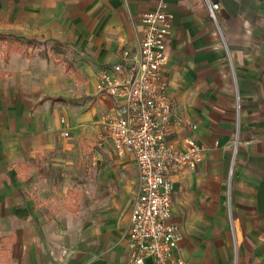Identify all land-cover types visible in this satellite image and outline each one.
<instances>
[{"label": "crops", "instance_id": "obj_1", "mask_svg": "<svg viewBox=\"0 0 264 264\" xmlns=\"http://www.w3.org/2000/svg\"><path fill=\"white\" fill-rule=\"evenodd\" d=\"M160 1L0 0V264L125 263L139 173L133 154L100 140L114 104L97 83L121 50L138 51L142 15ZM166 1L167 93L194 125H175L173 138L203 147L197 170L173 177L175 254L264 264V0H219L217 22L205 0ZM96 146L107 150L83 206L70 174Z\"/></svg>", "mask_w": 264, "mask_h": 264}, {"label": "built area", "instance_id": "obj_2", "mask_svg": "<svg viewBox=\"0 0 264 264\" xmlns=\"http://www.w3.org/2000/svg\"><path fill=\"white\" fill-rule=\"evenodd\" d=\"M205 2L210 17L217 22L221 3ZM173 20L166 0L145 12L138 51L121 50L119 61L103 68L97 83V91L112 98L114 104L103 117L100 140L109 142L121 157L133 154L139 173L124 264H146L148 258L152 264H190L175 254L182 233L180 225L171 220L173 177L197 170L203 147L193 137L182 142L173 138L175 125L194 126L191 120L176 115L175 102L167 93L169 82L164 72ZM239 144L237 134L231 144L233 161Z\"/></svg>", "mask_w": 264, "mask_h": 264}, {"label": "rangeland", "instance_id": "obj_3", "mask_svg": "<svg viewBox=\"0 0 264 264\" xmlns=\"http://www.w3.org/2000/svg\"><path fill=\"white\" fill-rule=\"evenodd\" d=\"M9 33L8 30H1L0 34H7ZM96 150H84L82 149L81 154L82 159H75V162L78 164L79 173H71L70 179L72 183L75 185L74 195L70 194L72 199H81V204L84 206L85 204L88 205L89 200L93 196V188L91 184L94 181L95 176L100 170V154L101 157L105 154V150H102L99 146L95 147ZM109 151V149H108ZM76 154V153H75ZM93 156H97V159H93ZM97 168V169H96ZM68 172V171H67ZM80 197V198H79Z\"/></svg>", "mask_w": 264, "mask_h": 264}, {"label": "trees", "instance_id": "obj_4", "mask_svg": "<svg viewBox=\"0 0 264 264\" xmlns=\"http://www.w3.org/2000/svg\"><path fill=\"white\" fill-rule=\"evenodd\" d=\"M16 39V37H14ZM9 39V38H8ZM23 44L25 45H29V46H33V47H36L38 45H47L48 42H38L36 40H22ZM50 50L53 52V53H62L65 48H64V45L59 43V42H54L51 46H50ZM67 61V60H65ZM67 66L69 67V63L67 64ZM49 97H45V99H48ZM62 99H53V101H60Z\"/></svg>", "mask_w": 264, "mask_h": 264}]
</instances>
